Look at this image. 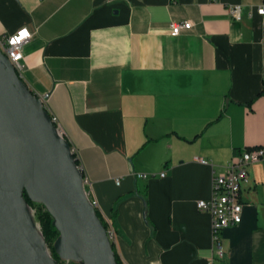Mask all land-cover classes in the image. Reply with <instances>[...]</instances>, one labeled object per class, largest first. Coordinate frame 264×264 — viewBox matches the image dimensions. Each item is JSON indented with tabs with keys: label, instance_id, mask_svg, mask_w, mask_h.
<instances>
[{
	"label": "crops",
	"instance_id": "obj_1",
	"mask_svg": "<svg viewBox=\"0 0 264 264\" xmlns=\"http://www.w3.org/2000/svg\"><path fill=\"white\" fill-rule=\"evenodd\" d=\"M263 2L0 0V36L31 31L22 77L77 149L124 264H209L197 201L236 153L264 145ZM248 170L222 264H264V160Z\"/></svg>",
	"mask_w": 264,
	"mask_h": 264
},
{
	"label": "water",
	"instance_id": "obj_2",
	"mask_svg": "<svg viewBox=\"0 0 264 264\" xmlns=\"http://www.w3.org/2000/svg\"><path fill=\"white\" fill-rule=\"evenodd\" d=\"M54 217L60 258L117 264L84 175L43 100L0 49V264H60L24 192Z\"/></svg>",
	"mask_w": 264,
	"mask_h": 264
},
{
	"label": "built area",
	"instance_id": "obj_3",
	"mask_svg": "<svg viewBox=\"0 0 264 264\" xmlns=\"http://www.w3.org/2000/svg\"><path fill=\"white\" fill-rule=\"evenodd\" d=\"M232 18L241 21L243 18V5L241 4H227L226 5ZM253 9H248V15H253ZM256 12L264 20V2L256 7ZM192 26L190 21L172 22L170 24V34L178 35L182 29H187ZM32 37V33L28 28L23 27L16 32L0 36V49L13 63L18 75L22 77L23 64V46ZM47 95H39L45 101ZM57 122V119L56 121ZM73 154L78 160V167L83 172L84 167L79 162L78 151L72 146ZM199 161L205 164H211L208 160L197 157ZM264 160V145L256 147H248L236 153L229 162L224 166L223 172L214 175L212 181V195L209 199H199L197 207L201 211H207L211 215V255L209 264H222V260L226 254L222 232L225 227L231 224H237L242 220L243 203L240 199L242 186L249 181L250 164ZM138 177H147L148 174L143 172H136ZM164 172L161 176H164ZM119 182V180H117ZM89 179L84 175V185L87 186ZM92 204L97 208L98 201L90 197V191L86 188ZM108 235L112 243L116 239V231L110 224L107 228Z\"/></svg>",
	"mask_w": 264,
	"mask_h": 264
},
{
	"label": "trees",
	"instance_id": "obj_4",
	"mask_svg": "<svg viewBox=\"0 0 264 264\" xmlns=\"http://www.w3.org/2000/svg\"><path fill=\"white\" fill-rule=\"evenodd\" d=\"M57 124V123H56ZM78 163V160H77ZM24 195L29 203V205L31 206V208L36 209L37 211H35L34 216L35 219L37 221V223H39V226L41 227V230L43 232V235L50 247L51 253L52 255L61 263V264H84L82 261H75V260H65L60 258V256L56 253L55 248H54V242L56 240V238L59 236V230L54 222V217L51 214V212L47 209V207L40 203V202H36L33 201L29 198L27 192H24ZM97 214L99 215V217L101 218L103 224L105 225L106 228L109 227V225L112 223L110 221H106L102 215L100 214V212L97 209ZM113 226V225H112ZM113 228L115 229V227L113 226ZM116 230V229H115ZM114 248V245H113ZM115 257H116V263L117 264H124L122 262V260L120 259V257L118 256L117 252L115 251Z\"/></svg>",
	"mask_w": 264,
	"mask_h": 264
},
{
	"label": "rangeland",
	"instance_id": "obj_5",
	"mask_svg": "<svg viewBox=\"0 0 264 264\" xmlns=\"http://www.w3.org/2000/svg\"><path fill=\"white\" fill-rule=\"evenodd\" d=\"M62 133H63V132H62ZM63 135H64V134H63ZM64 136H65V135H64ZM32 210H33V208H32ZM35 211H37V210L34 209V210H33V214H35V213H34ZM38 225H39V223H38ZM39 227H40V226H39ZM40 228H41V227H40ZM47 244H48V243H47ZM53 245H54V244H53ZM48 246H49V245H48ZM49 249H50V247H49ZM50 251H51V250H50ZM67 261H68V260H67ZM60 264H61V263H60ZM64 264H65V263H64Z\"/></svg>",
	"mask_w": 264,
	"mask_h": 264
},
{
	"label": "bare ground",
	"instance_id": "obj_6",
	"mask_svg": "<svg viewBox=\"0 0 264 264\" xmlns=\"http://www.w3.org/2000/svg\"><path fill=\"white\" fill-rule=\"evenodd\" d=\"M53 120H54V118H53ZM55 121V120H54ZM56 123V122H55ZM59 128V127H58ZM60 129V128H59ZM61 130V129H60ZM72 152H73V150H72ZM85 186V190H86V185H84ZM92 202V201H91Z\"/></svg>",
	"mask_w": 264,
	"mask_h": 264
}]
</instances>
